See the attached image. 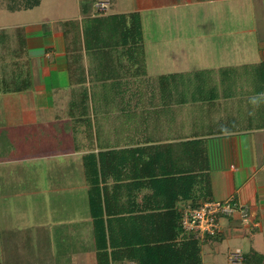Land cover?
I'll use <instances>...</instances> for the list:
<instances>
[{"label":"crops","instance_id":"obj_1","mask_svg":"<svg viewBox=\"0 0 264 264\" xmlns=\"http://www.w3.org/2000/svg\"><path fill=\"white\" fill-rule=\"evenodd\" d=\"M97 1L77 0L75 6L54 1L48 17L15 25L22 28L24 47L12 53L16 71L4 80L15 78L19 84L0 94L15 95L25 123L36 122L41 108L44 124H54L33 155L57 163L59 157L76 160L88 203V162L94 159L98 167L104 156L109 201L126 209L115 218L126 219L127 226L116 233H126L128 242L153 234L171 240L163 254L137 245L107 264H189L185 251L191 264L200 259L231 264L229 255L236 249L243 255L239 264H264V0H109L103 12L97 11ZM44 2L14 12L33 11ZM134 12L142 23L140 47L123 35V16ZM185 25L193 27L195 37L186 38ZM185 57L211 59L208 84L177 82L174 76L183 72L178 61ZM141 62L156 71H144ZM169 74L173 77L161 81ZM184 91L208 92V98L190 100ZM75 108L81 110L78 115L71 113ZM128 113L127 123L137 126L139 137L101 145L106 133L100 138L95 124ZM73 116L83 124L73 132L84 140L79 147L55 146L51 134L63 135L60 128ZM188 171L194 173L185 182ZM208 199L245 205L250 219L237 212L223 216L218 234L200 239L184 230L182 207ZM93 229L90 213L66 228L46 264H102Z\"/></svg>","mask_w":264,"mask_h":264},{"label":"rangeland","instance_id":"obj_2","mask_svg":"<svg viewBox=\"0 0 264 264\" xmlns=\"http://www.w3.org/2000/svg\"><path fill=\"white\" fill-rule=\"evenodd\" d=\"M44 1L42 6L33 11L11 12L0 7V87H3V81L6 88L9 89H14L19 84L15 78L4 80L7 74L16 71V65L13 64L16 55H12V53L21 52L24 47L21 38L23 36L22 28L15 25L19 21L39 20L48 17L50 15L47 10L48 6L54 1L56 5L64 1L72 6L77 3V0ZM8 2L9 0H0V6L5 7ZM190 11L186 10L184 13L191 14ZM199 12L197 11V14ZM186 18L187 15L184 19L186 20ZM57 24L63 25L64 22ZM192 29L193 27L185 25L186 38L188 36L195 37L196 33H190L191 31L195 32ZM201 29L202 27L198 28V30ZM194 39H192V43ZM208 42L210 41L208 40ZM210 44L208 43V45ZM187 54L192 56V53ZM155 59L158 60V58ZM107 61H109L108 58ZM149 64L147 63L145 66L142 63L144 71L146 67L156 71V66L152 67ZM179 67H183L181 68L183 72L174 77L177 78V82H182L185 86L208 84L211 80V59L209 58L185 57L178 61L177 68ZM106 81L108 78L104 80V82ZM92 82L95 86L97 80L92 79ZM82 91H84V87ZM82 91L79 93L81 94ZM189 93H192L193 96H189L191 95ZM184 95L190 100L208 98V92L184 91ZM18 104L19 101L16 100L15 95L0 94V264H22V262L23 264H36V262L37 264H46V256L49 257L59 250L55 249L54 240L58 245V241L61 242L62 239L60 234L65 233L66 228H74L79 220L89 215L87 190L84 193L81 187L84 183L76 160L59 157L57 163V161L33 155L35 151L39 150V139L42 136H47L54 124H44L46 114L44 113L45 109L41 111V108L37 109L36 122L25 123L20 116ZM80 112V109L75 108L71 113L78 115ZM131 116L128 113L120 120H115V118L107 123L98 122L95 124V129L98 127L97 132L100 138L103 133H106L105 140L100 139V142L103 143L101 145H106L107 142H117L124 136L130 137V140L137 139L139 137L135 131L137 126L127 123L128 119H132ZM81 125L83 124L78 121L77 116L68 119L63 124L64 127L60 128L63 135L57 132L51 134L55 137L54 145L79 147L80 142L84 139L81 138L82 136H78L79 132L74 133L73 131L75 128L79 129ZM85 125L86 123H84ZM87 125L88 131L91 130V123ZM137 131L139 130L137 129ZM114 137L116 140H113ZM201 155L205 158L206 152L201 151L200 157ZM37 185L40 186L39 189ZM55 229L60 233L54 232Z\"/></svg>","mask_w":264,"mask_h":264},{"label":"trees","instance_id":"obj_3","mask_svg":"<svg viewBox=\"0 0 264 264\" xmlns=\"http://www.w3.org/2000/svg\"><path fill=\"white\" fill-rule=\"evenodd\" d=\"M41 0H9L8 4L5 5V7L0 6L1 8H5L8 11H17L21 9H29L33 8L37 5H39ZM24 3V4H23ZM23 4V5H22ZM125 18L123 22L124 28V37L127 38L130 43L136 45L137 47H140L143 40V33H142V23L141 19L139 17L138 13H131L128 16L124 15ZM127 18H129V23L127 22ZM170 77H173L172 75H164L161 76V81L168 80ZM1 81V79H0ZM3 87H0V91L2 89H8L6 88V84L3 81L2 83ZM107 159L101 155L100 157V165L97 167L94 163V159L91 161V163L88 162L87 165V176L89 180V189H88V195H89V209L93 224V230H94V236L96 239V247L98 249V258L101 260L102 264H107L109 261V258H112L113 260L116 259H122L121 250L124 249V253L128 248H133L137 245L140 247L142 245L148 246V248L151 247V252L158 250L160 252H164L165 248L167 246H171L170 238L169 237H163L157 234H153L148 236L147 239H139V237L135 241H129L127 240V234H117L116 228H120L125 225L127 220L124 218H115L122 216L126 211L125 210H119V208H114L112 203L109 201V192L107 191L106 186L103 184L104 179H106L107 173L110 172V169L108 168V162H106ZM186 171V170H185ZM190 171V170H189ZM184 172L185 174V182L191 180V173L194 172ZM201 173H203V170H201ZM188 174V175H187ZM195 178V175H193ZM202 177L201 174V180ZM207 181V184L209 183V178L206 177L205 179ZM191 196V195H189ZM187 194L185 193V198H187ZM191 204L196 205L194 202H191ZM153 223L155 222V219H152ZM60 226V225H59ZM126 228V227H124ZM218 234V233H217ZM215 235H208L210 237H214ZM194 241H196L194 239ZM197 242V241H196ZM163 252L161 254H163ZM110 254V257H109ZM190 255H187L186 251L184 252V260H188L190 263ZM146 259V258H145ZM188 264L187 262H185ZM147 264H154L152 261H149ZM199 264H202L201 259L199 260Z\"/></svg>","mask_w":264,"mask_h":264},{"label":"built area","instance_id":"obj_4","mask_svg":"<svg viewBox=\"0 0 264 264\" xmlns=\"http://www.w3.org/2000/svg\"><path fill=\"white\" fill-rule=\"evenodd\" d=\"M109 0H100L95 3L98 12L108 7ZM239 213L243 220H249V211L245 205L232 200L208 199L196 205L187 203L182 207V225L185 231L191 232L200 239L208 235H215L220 231V219L223 216ZM257 225V223H256ZM243 260L240 249L229 255L231 264H239Z\"/></svg>","mask_w":264,"mask_h":264}]
</instances>
